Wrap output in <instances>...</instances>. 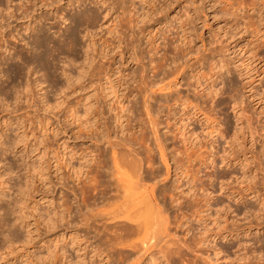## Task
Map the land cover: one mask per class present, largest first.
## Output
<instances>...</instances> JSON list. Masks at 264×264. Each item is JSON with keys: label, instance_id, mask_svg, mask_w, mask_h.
Wrapping results in <instances>:
<instances>
[{"label": "rangeland", "instance_id": "obj_1", "mask_svg": "<svg viewBox=\"0 0 264 264\" xmlns=\"http://www.w3.org/2000/svg\"><path fill=\"white\" fill-rule=\"evenodd\" d=\"M22 1H3L0 17L5 14L7 18V12L17 11ZM101 1L61 0L55 4L63 8L57 12L66 13L65 18L81 9L97 12L96 24L89 27V36L93 34L94 41L89 47L84 25H79L82 21L75 24L62 21L60 14L53 18L55 5L47 9L45 20L39 19L44 9H37L32 12L31 21L8 17V23L3 22L6 39L4 45L0 40V264L97 263L93 251L98 242L94 228H84L81 220L101 210L103 205L97 204L95 209L101 207L95 210L91 202L101 189L114 193L117 175L110 165L99 178L94 169L87 168L86 160H91L97 150L94 137H87L85 132H94L101 123L112 126L111 140L132 132L135 137L145 134L151 138L146 113L140 106L143 83L152 78L153 72L164 78L161 84L157 83L159 86L176 80V74L170 70L180 62L185 73L177 77L178 84L171 88L179 91L173 92L174 95L192 96L201 88L197 85L205 87L214 82L222 91L214 99L220 101L214 115L222 130L225 120L232 124L234 120L227 103L230 94L239 95L243 108L242 128L236 142L225 138L226 132H221L222 137L211 132L210 123L190 122L197 143L191 149L193 157L198 153L199 160L208 163L206 158L213 146L212 165H201L199 173L201 187L207 188L213 198L205 214L201 213L199 220L192 222L187 237L204 232V226L210 232H220L246 223L249 218L243 212L244 204L238 200L246 184L254 190L256 198H247L245 204L256 210L263 228L234 236L210 237V246H203V250L214 256L216 264H264V255L257 249L260 242H256L257 237H264V0H105L107 9ZM70 24L79 26V30ZM115 25L122 33L111 32ZM70 26L79 31L80 46L58 43ZM36 28L46 29L55 42L34 43ZM59 44L63 45L62 49ZM90 47L92 66L98 69L103 64L111 73L112 83L94 76L89 89L73 93L68 77H80L83 66L88 65L86 52ZM172 57L177 58L174 63ZM220 72L223 79L217 78ZM110 83L116 91L110 88ZM88 95L99 102L100 106L93 107L100 112L89 108ZM133 99L136 107L131 112ZM159 101L161 104L162 99ZM159 116V132L167 137L168 150L182 148L176 124L178 114L167 118V111L161 105ZM85 147L86 151L92 150V157L82 156ZM239 156L246 157L251 175L245 184L240 183L242 176L236 163ZM155 159V165L164 173L166 164L159 153ZM179 161H185L184 155L179 156ZM183 164L187 165L185 170L170 169L168 178L174 188L186 187V180L196 168ZM79 169L82 176L85 172L91 176L88 179L97 180H89L96 185L89 188L87 184L82 189L79 182L73 181ZM109 182L113 184L111 190L105 187ZM150 182L153 183L151 179ZM174 190L179 194V189ZM81 200L86 205H81ZM228 204L230 212L226 208ZM106 208L113 210L114 205ZM159 262L153 264H164ZM195 264L205 262L197 258Z\"/></svg>", "mask_w": 264, "mask_h": 264}, {"label": "bare ground", "instance_id": "obj_2", "mask_svg": "<svg viewBox=\"0 0 264 264\" xmlns=\"http://www.w3.org/2000/svg\"><path fill=\"white\" fill-rule=\"evenodd\" d=\"M3 1L5 0H0V4H2ZM60 1L61 0H23L20 5L18 4L19 6L17 7V11L15 9L14 12H7L8 15L6 12L5 13L9 18L14 17V19L18 20L29 18L31 21L33 17L32 12L37 9H44L45 11H41L42 13L39 16V19L45 20L47 19L48 15L47 9L55 5L56 2ZM67 1L70 2L72 0ZM93 1L98 3L101 0ZM101 3L104 4L106 9L108 8V4L105 3V0H102ZM54 8L56 14H53V18L58 17L60 14L59 18H61L62 21L68 20L69 23L74 22V24L78 20L82 21V24L79 25H84L83 30L86 31V38L89 41L87 47L94 45L93 34L91 37L89 36V27L92 28L96 24L98 14L95 10L81 9L76 13H71L68 17L65 18L66 13L62 15V12H57V10L63 9L62 7H60V5H55ZM4 15L5 14H1L0 17V40H2L1 44L3 42V45L5 42L4 39H6L3 38L5 30V27H3V22L8 23V17L5 18ZM117 27L118 26L115 25L111 30L113 34L122 33L121 29ZM68 28L69 27L67 26L64 28V30L66 31ZM73 28L75 29L76 25ZM72 29L70 26V31L67 33V35L63 33L61 35L62 38H58V43L62 42L63 44V42H67L69 44L71 43L73 46H80V43L77 38V33L79 32L77 30L79 29ZM45 30L43 28H36V37L33 38V40L35 39V41H33L34 43L37 42L38 44L43 45L48 41L55 42L54 40L50 39V36L46 33L47 30ZM11 36L14 37V39L17 38V35L11 34ZM54 44L57 46L56 43ZM54 46L52 44L53 48ZM62 46L60 45L61 49ZM68 46L69 48L71 47L70 45ZM56 52L60 53V51ZM91 52L92 48L90 47V49H88V51L86 52V55L88 56V65H85L86 67L83 66L84 70L81 71L80 77H72L71 75V77H68V79L70 80L69 86L72 87L73 93L78 90L84 91L89 89L94 76L99 77L98 80L104 77L106 78V80H109V82H111V73L109 70L107 71L103 64H101L98 69L92 66L94 58L92 57L93 52ZM176 60V57H172L171 59L173 63ZM180 63L182 64V62ZM180 63L173 65L170 70V73L176 74V80H178V76L181 77L185 73V70L183 69L184 65L182 64V67ZM18 69L20 68H17V70ZM102 73L104 74L100 76ZM217 78L223 79L224 75L220 72ZM86 79L88 81H86ZM163 79L164 78L158 77V73L153 72L152 78L143 83L144 87L142 90L143 94L141 96L140 106L146 113L145 115L148 119L147 124L149 123V131L151 133V138L147 137L144 132L143 134L146 137H144L142 134L141 136L135 137L137 135L133 136L132 132V134H125L123 136L117 137V140H111V136L109 139V135L110 132H112V126L103 124V126H101V123L100 126L99 124H97V126L99 127H97L96 130L94 129V132L93 130H86L85 132V135L87 137H94V140L96 142V144H94V147L96 146L95 149L97 150V153L94 155V157L90 158L91 160H89L87 159L86 155H88V157H92V155H90L92 153V150L86 151L88 148L85 147L86 149L83 151L82 156H85L87 159L85 164L87 168L94 169V171L97 173V177L99 178L106 172L105 167H107L108 169V165H110V167L113 168L114 174L116 173L117 175L115 178V182H117L115 185L114 193H109V191H106L107 189L105 188L103 190L101 189L97 193V196H94L95 200L91 202L93 204L94 209L95 206L97 207V204L98 206L103 205V207L105 208L106 206L114 205V209L108 211L109 209L107 210V208L105 209L102 207L103 209L101 208V210H99L98 208H100V206L96 208L98 209L96 212L91 214L89 213V215L87 216H83L81 220L83 221L84 228H94V237H97L98 240V242L95 243V245L93 246L94 255L97 259L96 264H153L157 260L160 261L159 263L164 264H195L197 258L202 259L205 264H216L215 260L212 259V257L214 256L210 257L209 254L204 252L203 250V246L207 247L209 245L210 237L222 238L229 235L234 236L238 235L239 233H244L247 230L255 229L256 231H259L263 228V226H261V223L258 220V214L256 210L252 209L249 205L245 204L246 200L248 201L247 198H256V195L254 190L248 188V185L244 183L245 181L250 180L251 175L249 174V169L247 167L246 157L243 156L240 159L239 156V160L236 163L239 165L240 173L242 176V180L240 181V183L243 182L245 185H243L244 192L238 196V200L244 204L243 212L246 213L245 216L249 218L248 221L242 224L241 227L223 228L220 232H210L204 226V232L202 231L200 232V234L198 232L197 235H192L191 233V236L187 237V234L191 230L192 222L195 220L198 221V216H200L201 213L204 212L205 214V212L210 206L209 201L213 198L211 196V192H209L207 188L201 187L202 180L201 176L199 175V173L201 172V165L209 167L213 163V146H210L206 158V160L208 159V163H206V161L202 163V161H200L198 158V153L195 155V157H193L191 149L195 145H197V143L196 137H194V128L190 127V122L192 120H202L205 123H210L213 126V130L211 132H216L221 137L222 133L226 132L225 138L236 142L242 128L241 115L243 113V108L241 106V99L239 98V95L230 94L229 101L227 103L231 107V111H233L234 120L233 124L229 122V119L225 120L223 122L225 124V127L222 130L219 127L220 124L216 116L214 115L216 114L215 109L220 104V101L218 99H214L215 96L219 93H222V91L220 88H217L214 85V82L212 84L209 83L210 85H207L205 87H203L202 84L197 85L201 87L199 90L202 91L200 92L197 89V91H195V93H193L191 96L190 94H173V92L175 91L179 92L176 89H171L175 88V85L178 84L176 80H168L163 83L162 86H159L158 84H161L159 82H163ZM111 83L110 88L115 90V86ZM156 85L159 87L158 90V87ZM87 99H89V103H91L89 104V108H92L93 106L95 107L97 105L100 106L98 101H93L92 96L90 97L88 95ZM161 99L162 101L160 104L159 100ZM135 103L136 100L133 99L132 105H130V108L132 106L131 112L132 110H135ZM161 105H163V109H166L167 111V118H169V116L170 118L176 117V114H178V121L176 122V124L178 125L179 140L182 144V148H170L168 150L169 143H167V137H163L159 132V125L161 124L159 112ZM97 111L95 113H97ZM97 115L96 118H98ZM115 117L116 119L118 118L117 113L115 114ZM140 124L142 125V123ZM122 129L121 134L122 132H124V130ZM147 140H149L148 143ZM97 141L100 144L97 143ZM116 150L118 151L116 152ZM157 150L159 156L166 164V170L164 173L158 169L157 165H155V157L156 154H158L156 152ZM181 155H184V162L196 168L193 169L191 177L186 180V187H182L181 185L175 187L176 189H179V194H177L175 193V188L171 185L172 180L168 178V175L170 173L171 167L174 170L181 168V171L182 169H186L187 165H184V162H178L179 156L181 158ZM169 159H171V162ZM108 162H110L111 164H108ZM224 164L228 165L227 163ZM78 171L79 172L76 171L73 181L79 182L81 184L82 189H85L87 184L89 188L96 185L89 181L92 180L91 178L88 179L90 174H87L86 176V173L84 172L85 175L82 176L83 172L81 173V169H79ZM112 172L109 173L113 174ZM213 175L214 172L209 174L210 179L213 177ZM113 177L114 176H112V178ZM215 177L217 176L215 175ZM149 179L153 181L152 184L151 182L150 184H148ZM112 185L113 184L109 182L105 187L108 188V190H111L110 186ZM81 203L85 204L86 202L85 200H81L80 204ZM83 207L86 208L85 206ZM90 208L91 206H89L88 209ZM226 208L227 211H231L229 204ZM104 209L106 210L105 212ZM105 219H107V221ZM71 221L73 222V220ZM74 227L76 228L75 223ZM262 239H264V237H262ZM262 239H260V237H257L256 242H260L257 249L259 250V252L263 253H261L262 255H264V240ZM89 245H91V243H89ZM214 248L215 246L213 247L212 251L215 253L216 249ZM189 255H192V257H190ZM149 259L150 262H148Z\"/></svg>", "mask_w": 264, "mask_h": 264}]
</instances>
